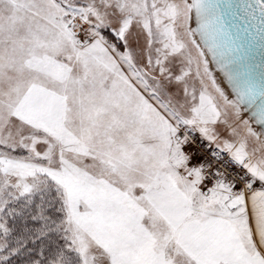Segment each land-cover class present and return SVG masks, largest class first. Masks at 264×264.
Returning a JSON list of instances; mask_svg holds the SVG:
<instances>
[{"label":"snow or ice","instance_id":"snow-or-ice-1","mask_svg":"<svg viewBox=\"0 0 264 264\" xmlns=\"http://www.w3.org/2000/svg\"><path fill=\"white\" fill-rule=\"evenodd\" d=\"M0 264H264V0H0Z\"/></svg>","mask_w":264,"mask_h":264},{"label":"water","instance_id":"water-1","mask_svg":"<svg viewBox=\"0 0 264 264\" xmlns=\"http://www.w3.org/2000/svg\"><path fill=\"white\" fill-rule=\"evenodd\" d=\"M257 59H259V58L257 57Z\"/></svg>","mask_w":264,"mask_h":264}]
</instances>
